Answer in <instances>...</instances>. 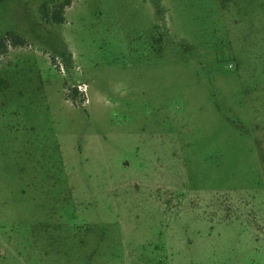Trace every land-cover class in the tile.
Returning a JSON list of instances; mask_svg holds the SVG:
<instances>
[{"label": "rangeland", "instance_id": "obj_1", "mask_svg": "<svg viewBox=\"0 0 264 264\" xmlns=\"http://www.w3.org/2000/svg\"><path fill=\"white\" fill-rule=\"evenodd\" d=\"M43 1L0 0V264H264V0Z\"/></svg>", "mask_w": 264, "mask_h": 264}, {"label": "trees", "instance_id": "obj_2", "mask_svg": "<svg viewBox=\"0 0 264 264\" xmlns=\"http://www.w3.org/2000/svg\"><path fill=\"white\" fill-rule=\"evenodd\" d=\"M73 0H45L38 6L40 19L45 25H59L65 22V13L71 6ZM26 46L27 40L13 30L0 35V59L5 55L10 46ZM67 52H63L64 56ZM72 57V54H69ZM6 83V80L0 76V88ZM79 88L73 87V93L69 95L72 100L77 98Z\"/></svg>", "mask_w": 264, "mask_h": 264}]
</instances>
